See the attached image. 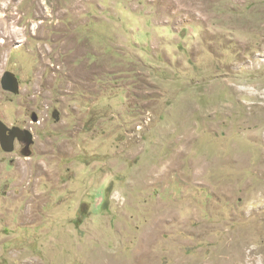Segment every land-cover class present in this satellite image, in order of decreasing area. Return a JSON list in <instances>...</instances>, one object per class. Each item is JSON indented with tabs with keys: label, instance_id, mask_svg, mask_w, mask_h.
<instances>
[{
	"label": "rangeland",
	"instance_id": "rangeland-1",
	"mask_svg": "<svg viewBox=\"0 0 264 264\" xmlns=\"http://www.w3.org/2000/svg\"><path fill=\"white\" fill-rule=\"evenodd\" d=\"M6 71L0 264H264V0H0Z\"/></svg>",
	"mask_w": 264,
	"mask_h": 264
},
{
	"label": "water",
	"instance_id": "water-1",
	"mask_svg": "<svg viewBox=\"0 0 264 264\" xmlns=\"http://www.w3.org/2000/svg\"><path fill=\"white\" fill-rule=\"evenodd\" d=\"M1 88L4 91L17 94L18 81L16 77L10 72H4L0 80ZM57 111L52 112V117L57 119ZM33 121H37L36 116L32 117ZM24 139V132L19 128H9L0 120V148L3 152L11 153L14 150V142L22 141Z\"/></svg>",
	"mask_w": 264,
	"mask_h": 264
},
{
	"label": "flooded vegetation",
	"instance_id": "flooded-vegetation-1",
	"mask_svg": "<svg viewBox=\"0 0 264 264\" xmlns=\"http://www.w3.org/2000/svg\"><path fill=\"white\" fill-rule=\"evenodd\" d=\"M7 92V91H6ZM10 93V92H9ZM2 150V149H1Z\"/></svg>",
	"mask_w": 264,
	"mask_h": 264
}]
</instances>
